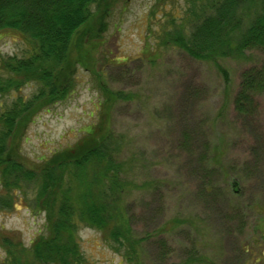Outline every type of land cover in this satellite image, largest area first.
<instances>
[{"label": "rangeland", "instance_id": "374dc122", "mask_svg": "<svg viewBox=\"0 0 264 264\" xmlns=\"http://www.w3.org/2000/svg\"><path fill=\"white\" fill-rule=\"evenodd\" d=\"M111 1L107 9L101 5L107 25L103 38L89 47L92 62L87 69L77 64L71 94L29 125L21 146L24 158L39 163L87 135L104 99L100 73V81L112 89L134 94L114 107L110 125L130 142L124 154L132 159L130 176L152 183L128 198L134 230L146 239L147 260L182 262L188 251L198 250L215 264H264V93L252 114L242 115L235 107L242 72L264 62V51H250L248 60L222 59L228 83L213 63L183 49L156 50L163 14L179 15L186 0ZM92 23L102 27L99 17ZM25 49L20 33L3 32L0 54ZM9 97L0 96V103H9ZM174 218L180 222L173 227ZM45 222V213L24 201L11 208L0 202V264L7 257L4 234L29 247L47 232ZM78 234L91 262L129 264L98 229L80 224Z\"/></svg>", "mask_w": 264, "mask_h": 264}, {"label": "trees", "instance_id": "16d2710c", "mask_svg": "<svg viewBox=\"0 0 264 264\" xmlns=\"http://www.w3.org/2000/svg\"><path fill=\"white\" fill-rule=\"evenodd\" d=\"M111 3L0 0V38L5 31H15L26 41L21 54H0V96L11 98L9 103H0V202L11 208L20 200L32 210L43 211L47 231L29 247L4 234V264H95L80 248V224L98 229L129 264H159L146 258V239L134 230L128 201L133 190L152 183H140L130 176L132 159L124 157L130 142L110 125L114 107L121 100L133 99V93L112 89L100 81L99 73L104 99L97 122L86 136L39 163L29 164L21 150L36 116L74 90L77 64L89 67L94 55L89 47L103 38L101 31L107 25L108 13L101 5L107 9ZM97 17L102 27L92 23ZM163 17L156 50L183 49L213 63L228 83L229 71L221 65L222 59L246 60L250 51H264V0H186L179 15L170 11ZM241 76L235 107L249 115L264 93V62L247 67ZM26 87L33 89L24 93ZM173 220V227L180 222ZM201 263L215 264L198 250L188 251L185 261L169 264Z\"/></svg>", "mask_w": 264, "mask_h": 264}]
</instances>
